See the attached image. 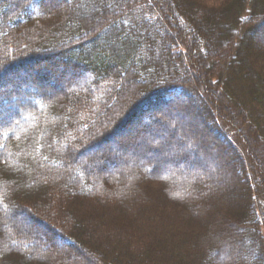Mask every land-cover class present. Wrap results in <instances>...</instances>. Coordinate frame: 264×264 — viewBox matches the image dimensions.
I'll return each mask as SVG.
<instances>
[{"label":"trees","instance_id":"16d2710c","mask_svg":"<svg viewBox=\"0 0 264 264\" xmlns=\"http://www.w3.org/2000/svg\"><path fill=\"white\" fill-rule=\"evenodd\" d=\"M173 3L0 0V264H264V0Z\"/></svg>","mask_w":264,"mask_h":264},{"label":"rangeland","instance_id":"374dc122","mask_svg":"<svg viewBox=\"0 0 264 264\" xmlns=\"http://www.w3.org/2000/svg\"><path fill=\"white\" fill-rule=\"evenodd\" d=\"M174 5L176 4L177 5V0H174V3H173ZM263 32H264V27H262V28H260L259 29V32H257V33H254V34H251L250 35V37H249V39L250 40H252L253 41V43H256L259 47H262L263 49H264V38H263ZM82 83H85V81L83 80H75L74 82H73V84L74 85H79V84H82ZM73 85V86H74ZM200 88H201V86L202 87H205L206 88V86H208V85H206V82H203L202 81V84H200L199 82H198V84H197ZM42 87V89H44L46 92H48V93H55V91L56 90H54V88H52L53 87V85L51 84V87L49 86L48 87V85L46 84H43V85H41ZM53 89V90H52ZM191 96H192V99H191V106L193 105V109H194V111H195V113H198V115H200V117H201V120H200V122H195L194 123V127L197 129V130H203V125H201V124H203L204 123V121H202L205 117H206V114H205V110H204V106L205 105H207V104H205L206 102L205 101H199L197 98H196V96L192 93L191 94ZM190 101V100H189ZM189 105H190V103H189ZM208 106V105H207ZM207 120V119H206ZM207 124L209 125V126H211V123H210V121H208L207 120ZM140 124L138 123V122H135L134 124H132V126H130L129 127V130L127 131H125V132H121V133H119L118 134V136L116 137V141L118 142V141H121V140H123V139H125V138H129V137H133L135 134H136V132H137V130L138 129H140L139 126ZM243 135H245V133H243ZM218 142H220V145H221V147L223 148V151H224V153H225V155L227 156V160H228V162L230 163V164H232L234 167H235V170H240L239 168V163H238V161H237V159H236V157H235V155H234V153H233V151L232 150H230V149H228L225 145H224V143L222 142V140L221 139H219V141ZM208 143H209V146H211V142L210 141H208ZM107 146H109V145H107ZM244 152V154H245V157H244V159L245 160H247L248 162V164H249V161H250V159L251 158H254L253 157V155H252V151H243ZM259 154H260V156H256V158H255V165L256 166H258V164L260 165L261 164V162H262V160H264V155H263V153L261 152V151H259ZM242 156H243V154H242ZM259 158V159H258ZM123 163H121V169L122 170H120V172L123 174V173H125V172H127L126 170H130L135 164H137L138 163V158L136 157V158H134V159H128V160H124V161H122ZM104 166H105V168L106 169H108V171H109V173H114L115 171H117L118 169L116 168V167H114L113 165H111V164H108V163H105V164H103ZM259 169H260V167H258ZM238 172H240V171H238ZM129 174V173H128ZM262 178H263V175L262 176H260L258 179H257V188L258 187H260V182L262 183ZM229 194V193H228ZM16 219H14V222H18V224H21V226L22 227H24L25 229H40L41 230V227L39 226V225H37V224H34L26 215H18L17 217H15ZM262 218H264V215H262ZM10 220L12 221V219H11V217H10ZM44 243H47L46 241H44ZM244 244L242 245V247H241V250L240 251H238V250H235V249H230V255H233L232 257L234 258V257H236L237 255L238 256H244V258H246V256L248 257V256H250L252 253H253V251H252V249L250 248V245H249V243H248V241H246L245 240V242H243ZM51 244L53 245V246H57V247H60V245H64L65 244V242H62V241H60L59 239H56V240H54L53 242H51ZM50 244V245H51ZM240 249V248H239ZM243 249V250H242ZM226 256H224V257H222V261L224 262V261H226Z\"/></svg>","mask_w":264,"mask_h":264}]
</instances>
